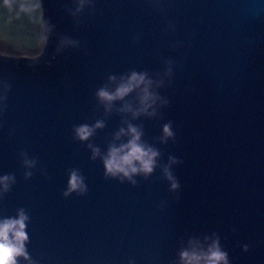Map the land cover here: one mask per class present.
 <instances>
[{
	"label": "water",
	"instance_id": "1",
	"mask_svg": "<svg viewBox=\"0 0 264 264\" xmlns=\"http://www.w3.org/2000/svg\"><path fill=\"white\" fill-rule=\"evenodd\" d=\"M40 3L41 54L0 56V220L26 216L16 264H206L213 242L226 264H264V0ZM132 73L145 79L124 96H98ZM129 125L157 152L131 179L104 165Z\"/></svg>",
	"mask_w": 264,
	"mask_h": 264
},
{
	"label": "clouds",
	"instance_id": "2",
	"mask_svg": "<svg viewBox=\"0 0 264 264\" xmlns=\"http://www.w3.org/2000/svg\"><path fill=\"white\" fill-rule=\"evenodd\" d=\"M143 74L132 73L128 81L117 86L114 92H108L105 89L98 90V96L104 100L111 101L114 98H119L128 93L134 86L139 85L144 81ZM147 89L145 88V97H147ZM102 122L97 121L96 126H101ZM92 129L87 125H81L76 129V134L79 138L84 139L91 134ZM120 132H124L121 129ZM130 139L126 144L110 147L108 154L104 157V165L107 174L117 175L131 179V175L142 171L145 174L151 172L154 164V157L157 152L149 147H145L139 143L140 131L132 126H128ZM164 132L170 135L168 126L165 125ZM96 150H93L95 154ZM8 177H0V186L6 188L4 183ZM173 183L172 187H175ZM80 188L83 190L81 179L75 174H72L70 180V190ZM25 220L26 216L21 210L17 218H5L0 220V264H16L14 257L16 255L24 254L23 242L26 239L25 234ZM11 234V236H10ZM181 256L186 259V264L193 260H199V256L195 253L191 255L188 252H182ZM224 261L226 264L225 253L220 251L213 242L212 247L207 253L206 264H218Z\"/></svg>",
	"mask_w": 264,
	"mask_h": 264
},
{
	"label": "rangeland",
	"instance_id": "3",
	"mask_svg": "<svg viewBox=\"0 0 264 264\" xmlns=\"http://www.w3.org/2000/svg\"><path fill=\"white\" fill-rule=\"evenodd\" d=\"M44 43L40 0H0V56L34 58Z\"/></svg>",
	"mask_w": 264,
	"mask_h": 264
}]
</instances>
